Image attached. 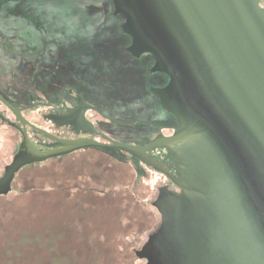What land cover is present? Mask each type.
<instances>
[{
    "label": "rangeland",
    "instance_id": "rangeland-1",
    "mask_svg": "<svg viewBox=\"0 0 264 264\" xmlns=\"http://www.w3.org/2000/svg\"><path fill=\"white\" fill-rule=\"evenodd\" d=\"M128 45L100 0H0V92L44 134L63 132L49 114L83 94L121 121L158 123L166 116L150 94L154 82ZM134 127L115 140L148 129ZM22 139L0 124V176ZM161 181L112 148L24 167L0 196V264H124Z\"/></svg>",
    "mask_w": 264,
    "mask_h": 264
},
{
    "label": "water",
    "instance_id": "water-1",
    "mask_svg": "<svg viewBox=\"0 0 264 264\" xmlns=\"http://www.w3.org/2000/svg\"><path fill=\"white\" fill-rule=\"evenodd\" d=\"M100 2L128 44L123 29L132 33L135 28L139 35L157 37L159 44L167 45L166 63L173 71L169 73L172 79L181 77L203 88L207 103L201 104L205 106L200 107L204 109L201 116L210 129L212 124L215 129L218 116L233 127L230 136L218 140L206 136L203 140L205 151L200 157L206 187L202 196L187 202V211L178 207L164 210L160 201L156 203L167 182L159 171L191 190L160 159L147 155L151 149L170 148L179 142L181 131L160 136L147 145L133 144L132 140H148L150 128L128 142L110 138L108 142L67 140L46 133L57 145L39 150L28 137V120L2 96L0 99L24 125V152L15 156L0 178V194L11 189L15 173L27 164L86 147L117 148L162 177L124 264L145 263L138 250L159 226L160 213L162 232L150 245L155 260L168 264H264V49L256 47L252 38V16L247 7L242 0H114V13L113 0ZM116 13L127 16L124 28V16ZM139 61L148 73L149 62ZM210 147H217L218 153H209Z\"/></svg>",
    "mask_w": 264,
    "mask_h": 264
},
{
    "label": "flooded vegetation",
    "instance_id": "flooded-vegetation-1",
    "mask_svg": "<svg viewBox=\"0 0 264 264\" xmlns=\"http://www.w3.org/2000/svg\"><path fill=\"white\" fill-rule=\"evenodd\" d=\"M242 2L247 7L248 14L252 16L251 34L257 44L256 47L261 45L264 49V0H242ZM116 14L124 16L125 20L122 25L124 28V25L127 22V16L123 13ZM133 29L132 33L124 29L129 38L127 50L136 60L144 59L149 62L148 75L152 77L154 82L150 84L149 91L153 96V101L161 109L162 114L166 116L164 119L168 118L167 122L165 121L160 125L152 121L148 122L139 120L137 123L121 121L104 111L98 105L95 106L91 101L86 100L83 94L75 97L74 105L69 107L65 106L64 109L57 110L55 114H49V119L51 118L50 120L58 125V128H63V132H61L60 135L55 133L52 135L67 140L92 138L98 141L108 142V138L115 140L116 136L121 137V127L123 128L122 131L127 133L128 136L131 133L137 132L139 129H136L134 126L147 124L148 129H153L146 137L148 140L143 141L140 137L135 140L125 138L127 140L135 141L133 144L147 145L160 136H172L177 130L181 131V137L178 140L179 142L173 143L170 148L167 146H161L151 149L147 152V155L160 159L166 169L174 177L181 178L185 185L191 187V190L181 187L165 172L156 169L161 172L167 180L166 185L162 186L159 191L156 203L160 201L164 210H168L169 208L173 210L178 207L179 210L187 211V202L201 197L203 190H205L206 187V182L202 179L203 162L200 157L201 153L205 151V141L203 142V140L206 136L216 139L230 136L233 127H231L230 124H226L225 121H223L224 118L218 116V120L215 119V129L213 124L210 129L209 126H207L205 118L201 116V111L204 110L200 109L201 106H204L201 104L207 103L203 101V98L205 97L203 88L196 83L188 84L181 77L173 80L169 74L173 73V71L166 63L168 57L167 54H169L167 51V45L162 46L159 44L157 37L149 35L141 36L137 33L135 28ZM162 49L163 52L159 54V51H162ZM0 96H2V98L10 105L19 110L28 120L29 123L26 125V130L27 134L28 131L34 133L33 139L29 136L28 137L35 148L39 150H47L57 145L55 139L41 131V126L38 125V123L27 118L26 112L23 108H21L16 102L9 100L3 92H0ZM207 101L211 102L209 99ZM0 105L5 107L0 110V124L3 123L14 126L22 131L24 135V125L18 118L17 114L1 99ZM7 111H10L14 117H8ZM139 132L141 131L139 130ZM23 139L18 147V151L14 153L12 161L9 164L4 165V172L0 178L4 176L8 166L13 163L15 156L18 153L24 152ZM216 148L210 147L209 153L210 151L213 154L218 153ZM93 149L101 150L109 148L86 147L80 150L84 151ZM77 151L66 154V156L68 157ZM28 165L30 164L21 167L19 170ZM17 172L15 173V176ZM1 195L2 194H0V196ZM187 213H189V211ZM160 215L161 221L159 226L148 235L147 240L141 249L138 250L139 252H142V256H139L145 260L144 264H168L166 261L155 260L151 250L153 247L150 246L154 236L162 232L163 219L161 213ZM175 217L179 220L178 216ZM189 231L193 232L192 230ZM186 241L188 242V240Z\"/></svg>",
    "mask_w": 264,
    "mask_h": 264
},
{
    "label": "trees",
    "instance_id": "trees-1",
    "mask_svg": "<svg viewBox=\"0 0 264 264\" xmlns=\"http://www.w3.org/2000/svg\"><path fill=\"white\" fill-rule=\"evenodd\" d=\"M113 6H114V1H113ZM115 11H116V9H115V6H114V13H115ZM113 15H115V14H113ZM115 16H116V15H115ZM123 31H124V33L126 34V32H125L124 29H123ZM49 48H50V47H49ZM61 157L66 158L67 156H66V155H63V156H61ZM90 190H93V189H90ZM93 191H95V189H94Z\"/></svg>",
    "mask_w": 264,
    "mask_h": 264
}]
</instances>
